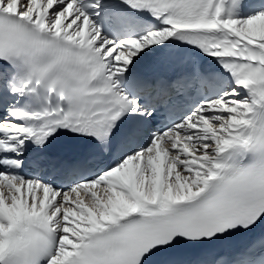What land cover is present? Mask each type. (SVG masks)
I'll return each mask as SVG.
<instances>
[{"label":"snow or ice","instance_id":"snow-or-ice-1","mask_svg":"<svg viewBox=\"0 0 264 264\" xmlns=\"http://www.w3.org/2000/svg\"><path fill=\"white\" fill-rule=\"evenodd\" d=\"M0 264H264V0H0Z\"/></svg>","mask_w":264,"mask_h":264}]
</instances>
